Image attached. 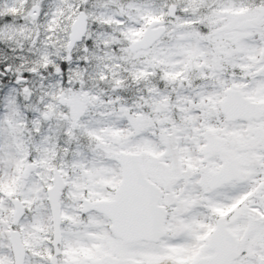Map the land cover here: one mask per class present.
<instances>
[{
	"label": "snow or ice",
	"instance_id": "snow-or-ice-1",
	"mask_svg": "<svg viewBox=\"0 0 264 264\" xmlns=\"http://www.w3.org/2000/svg\"><path fill=\"white\" fill-rule=\"evenodd\" d=\"M0 264H264V0H0Z\"/></svg>",
	"mask_w": 264,
	"mask_h": 264
}]
</instances>
